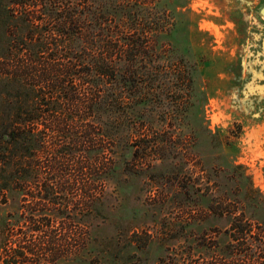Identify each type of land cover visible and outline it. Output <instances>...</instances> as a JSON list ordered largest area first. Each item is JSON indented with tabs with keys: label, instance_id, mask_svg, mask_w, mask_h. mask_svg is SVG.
<instances>
[{
	"label": "rangeland",
	"instance_id": "374dc122",
	"mask_svg": "<svg viewBox=\"0 0 264 264\" xmlns=\"http://www.w3.org/2000/svg\"><path fill=\"white\" fill-rule=\"evenodd\" d=\"M13 1L0 63L131 44L113 58L135 76L98 82L73 138L39 118L23 155L0 105V264H264V0ZM66 13L80 25L52 36Z\"/></svg>",
	"mask_w": 264,
	"mask_h": 264
},
{
	"label": "trees",
	"instance_id": "16d2710c",
	"mask_svg": "<svg viewBox=\"0 0 264 264\" xmlns=\"http://www.w3.org/2000/svg\"><path fill=\"white\" fill-rule=\"evenodd\" d=\"M13 2L24 8L29 0H14ZM59 20H61V26L48 32L52 36L69 38V36H73V33L69 32V27L71 25H80L79 19L72 16V13H66ZM31 35L34 36L35 34L32 33ZM44 47L45 44L40 48V51ZM99 50L103 51V56L99 54ZM99 50L89 49V61L86 63H79L74 60L75 56H72L71 61L60 64L58 61L63 57V51L60 45L55 43V48L52 49L54 54H50L49 58L52 63H42L40 73L36 71L37 64L34 52L33 55L26 54L21 61L16 60L18 61L16 64H14L13 56L9 57L11 65L0 63V83L2 80L5 81L2 83L4 90L0 92V105L4 108L2 118H5V121L8 122L7 129L20 131L19 135H15L11 130L8 137L15 144L16 140H21L18 149H20L22 155L29 152L37 144L36 135L32 132L33 126L37 124L39 118L45 117L46 120L44 122L51 123L52 131L63 134L64 137L66 136L65 138H68L67 135L73 138L74 135L69 133L68 130L73 129L69 128L68 124H75L77 120L84 122L96 106L103 101V96H100L101 92L98 95L96 93V88L100 85L98 82L102 80L116 82L123 74L129 75V78H134V65L126 64L125 61L123 63L121 60L117 62L113 58L114 55L125 57V55L132 53L134 50L131 44H127L126 48L109 46L99 48ZM18 55L17 53L16 57ZM77 82L87 83L92 86V93L86 99L80 98L79 92L74 89V85L76 87ZM37 83L43 89L40 92L35 90ZM91 117L89 116L87 119ZM65 130L67 132H64ZM96 135L98 136L97 138ZM84 137L86 139L84 142L88 145H93L99 141L100 137L103 138L104 135L95 134L86 126V135ZM74 144H77V142ZM14 149L17 152V147H14ZM63 155L64 152L59 151L57 160H59L60 165L66 160ZM14 156L18 158L20 155L15 153ZM95 168H98L97 164L94 166L91 164L89 171L92 173ZM52 189H56V187Z\"/></svg>",
	"mask_w": 264,
	"mask_h": 264
},
{
	"label": "water",
	"instance_id": "95a60500",
	"mask_svg": "<svg viewBox=\"0 0 264 264\" xmlns=\"http://www.w3.org/2000/svg\"><path fill=\"white\" fill-rule=\"evenodd\" d=\"M260 13H261V15H263V16H264V8H263V9H261Z\"/></svg>",
	"mask_w": 264,
	"mask_h": 264
}]
</instances>
